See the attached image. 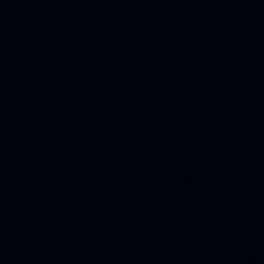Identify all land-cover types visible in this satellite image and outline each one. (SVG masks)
Segmentation results:
<instances>
[{"label": "water", "instance_id": "obj_1", "mask_svg": "<svg viewBox=\"0 0 264 264\" xmlns=\"http://www.w3.org/2000/svg\"><path fill=\"white\" fill-rule=\"evenodd\" d=\"M0 264H264V0H0Z\"/></svg>", "mask_w": 264, "mask_h": 264}]
</instances>
